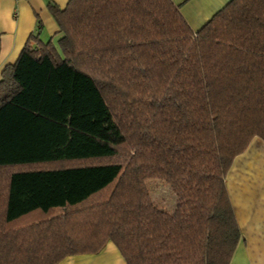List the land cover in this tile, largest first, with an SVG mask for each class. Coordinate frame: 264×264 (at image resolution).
<instances>
[{
  "label": "trees",
  "instance_id": "trees-1",
  "mask_svg": "<svg viewBox=\"0 0 264 264\" xmlns=\"http://www.w3.org/2000/svg\"><path fill=\"white\" fill-rule=\"evenodd\" d=\"M48 10L56 43L38 23L0 79V264L107 243L126 264H230L241 233L225 179L264 142V0H231L198 31L173 0Z\"/></svg>",
  "mask_w": 264,
  "mask_h": 264
},
{
  "label": "crops",
  "instance_id": "crops-1",
  "mask_svg": "<svg viewBox=\"0 0 264 264\" xmlns=\"http://www.w3.org/2000/svg\"><path fill=\"white\" fill-rule=\"evenodd\" d=\"M68 1L0 0V79L4 68L16 62L30 35L37 33L38 23L40 41L56 43L58 28L50 15L48 3L64 9ZM230 1L173 0L193 31L200 30ZM259 171L264 174V142L254 138L234 159L225 179L241 233L230 264H264V188L257 183ZM58 264L126 263L117 248L107 243L97 254L68 256Z\"/></svg>",
  "mask_w": 264,
  "mask_h": 264
},
{
  "label": "rangeland",
  "instance_id": "rangeland-1",
  "mask_svg": "<svg viewBox=\"0 0 264 264\" xmlns=\"http://www.w3.org/2000/svg\"><path fill=\"white\" fill-rule=\"evenodd\" d=\"M147 188L152 202L157 208L167 212L168 214H172L174 212L176 197L168 186L160 181L152 180L147 183Z\"/></svg>",
  "mask_w": 264,
  "mask_h": 264
},
{
  "label": "bare ground",
  "instance_id": "bare-ground-1",
  "mask_svg": "<svg viewBox=\"0 0 264 264\" xmlns=\"http://www.w3.org/2000/svg\"><path fill=\"white\" fill-rule=\"evenodd\" d=\"M260 164H261V162L259 163V166H260ZM257 178H258L257 183L260 184L262 188H264V174H263V172L259 171Z\"/></svg>",
  "mask_w": 264,
  "mask_h": 264
}]
</instances>
